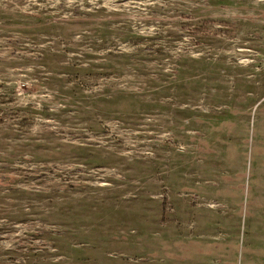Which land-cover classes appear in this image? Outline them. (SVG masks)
I'll return each mask as SVG.
<instances>
[{
    "label": "rangeland",
    "instance_id": "374dc122",
    "mask_svg": "<svg viewBox=\"0 0 264 264\" xmlns=\"http://www.w3.org/2000/svg\"><path fill=\"white\" fill-rule=\"evenodd\" d=\"M0 264H264V0H0Z\"/></svg>",
    "mask_w": 264,
    "mask_h": 264
}]
</instances>
